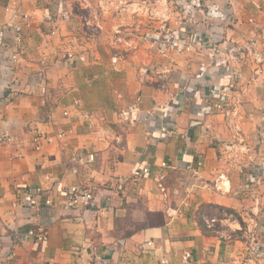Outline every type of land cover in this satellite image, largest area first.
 I'll list each match as a JSON object with an SVG mask.
<instances>
[{
    "label": "crops",
    "instance_id": "crops-1",
    "mask_svg": "<svg viewBox=\"0 0 264 264\" xmlns=\"http://www.w3.org/2000/svg\"><path fill=\"white\" fill-rule=\"evenodd\" d=\"M9 4L30 12L34 24L25 29L26 51L12 73L10 42L0 45V132L15 136L10 145L0 143V264H102L93 254L76 255L89 242L103 264H122L124 253L134 263L158 264L165 255L181 264L188 249L194 256L190 264H245L249 248L240 229L258 223L264 242V152L257 144L264 126V77L250 81L253 66L244 63V77L236 78L220 52L213 61L208 49L163 54L148 40L111 66L76 55L73 60L66 57L73 39L68 21L51 17L71 10L77 0H0V24L15 19L5 10ZM237 9L245 18L247 12ZM256 16L264 26V11ZM250 27L239 20L224 33L241 39ZM43 61L52 91L46 103L35 84ZM96 63L121 77L109 97L101 96L108 94L101 87L89 91L95 95L82 91L97 84L91 72L101 69ZM11 79L13 91L6 86ZM227 85L232 87L227 103L238 102L237 115L214 107ZM90 96L99 102L96 108ZM34 127L47 131L53 142L36 150ZM68 128L73 132L56 137ZM75 153L95 158L89 162L84 156L76 164ZM146 165L152 173L134 179L135 170ZM158 172L165 174L167 199L157 187ZM76 183L93 188L96 200L87 209L67 210L65 190ZM246 186L257 189L258 201ZM38 187L43 192L33 194ZM203 204L230 208L236 217L220 218L221 229L208 234L199 222ZM39 226L47 228L46 240L26 236Z\"/></svg>",
    "mask_w": 264,
    "mask_h": 264
},
{
    "label": "built area",
    "instance_id": "built-area-1",
    "mask_svg": "<svg viewBox=\"0 0 264 264\" xmlns=\"http://www.w3.org/2000/svg\"><path fill=\"white\" fill-rule=\"evenodd\" d=\"M164 4H177L179 8V17L176 20H171V15H169L168 8L166 14L161 16L164 25L156 30V38H146L145 40L154 41L158 48L163 54H166L167 49H171L176 53L185 52H196L203 49H208L210 51L209 57L211 61L216 58L217 52H220L223 56H226V61H228V66L230 72L236 76V78L241 79L244 77L242 66L244 63H250L253 66V76L251 80H256L258 77H264V26L261 25V21H258L256 13H261L264 11L262 0H168L162 1ZM17 5L9 4L6 6V11L14 14V18L8 19L0 24V45H4L6 41L10 51L8 56L7 68L12 73L16 70L23 59V55L26 51L24 43V33L25 29L31 28L34 24V16L27 11H19L16 7ZM244 13L247 12L245 18L239 15V11ZM135 11V10H134ZM59 13V12H58ZM71 10L66 9L60 12L58 15L51 17L52 22L57 19L60 20H70ZM168 14V15H167ZM17 17V18H16ZM153 18V12L151 13ZM239 20L243 22L257 25L259 30L254 32H248L241 39H237L233 36L225 34V30L230 28L231 25H235ZM56 25L54 26L53 33H55ZM192 29L191 30H189ZM221 28V30H220ZM137 44L133 45L136 48ZM72 45H67L66 57L74 60V52L71 50ZM83 61L85 57L81 56ZM118 57L113 58V62L118 61ZM36 87L38 88L39 94L42 96V100L46 103L49 98L52 97V91L50 89L47 70L45 61L42 62L41 68L36 76ZM9 88L16 90L15 79L8 80L7 85ZM232 87L230 85L224 86L220 91V101L214 104L215 109L220 110L225 113V115L234 114L237 115L236 107L238 102H233L232 104L227 103V100L232 98L230 96ZM141 101V96L137 97V102ZM75 104H79V100H75ZM234 112V113H233ZM69 112L65 111V115ZM149 116H154V112H150ZM74 128L62 129L55 133L56 137L63 139L73 132ZM233 130L239 135L241 127L238 123H235ZM32 142L36 150L42 149L43 145L48 142H53V137L48 134L47 131L40 127H34L32 129ZM15 141V136L12 135L7 129L1 130L0 132V143L3 145H10ZM257 144L264 152V126L258 131ZM21 157L22 154H17ZM85 155L80 153H75L72 155V161L76 164L82 162ZM88 161H93L95 158L94 153H88L85 156ZM202 163H200L201 165ZM162 167H166L167 163L162 162ZM262 174L264 176V164L260 167ZM76 171V170H75ZM151 168L146 165L139 167L135 170L133 178L137 179L141 176L150 175ZM157 179V187L163 195V198L167 199V186L165 184V174L163 172H158L155 175ZM125 182L122 179L121 183ZM259 184H262L259 182ZM248 193L254 195L255 200L258 201L257 189L250 188L246 186L244 188ZM43 189L38 187L35 193H42ZM96 200L95 191L91 187L84 186L82 184H72L68 186L65 190L64 208L67 210L73 209H87L93 205ZM106 205L110 204L111 197L107 196L104 198ZM53 200L51 197L46 198V205L51 206ZM226 218H232L233 214L224 213ZM206 225L209 229L214 230L218 223H221L223 219L217 217H207L205 216ZM221 226V225H220ZM221 228H219L220 230ZM218 230V231H219ZM241 234L239 238H242L248 242V256L245 258V264H264V242L259 240V225L258 223L253 224L250 227H243L240 229ZM27 237H34L39 241H44L48 237V230L45 226H39L36 230H31L27 233ZM154 242L149 241L148 244L152 245ZM144 253H148V249L143 245ZM93 254L97 257L99 261L103 264L104 258L98 255L97 247L92 243L82 245L81 248L75 250L76 255L83 256V253ZM127 254H123L121 257L122 264H140L127 261ZM194 259L192 250H185L182 254L181 264H190ZM158 264H172V261L167 256H162L159 259Z\"/></svg>",
    "mask_w": 264,
    "mask_h": 264
},
{
    "label": "rangeland",
    "instance_id": "rangeland-1",
    "mask_svg": "<svg viewBox=\"0 0 264 264\" xmlns=\"http://www.w3.org/2000/svg\"><path fill=\"white\" fill-rule=\"evenodd\" d=\"M78 4L71 8V19L68 20V28L71 45L77 46L71 50L77 56V60H81V56L86 57L87 61H102L112 65L113 58L118 57L121 61L127 54L129 48L133 45L146 41V38L156 35V30H159L164 25L161 16L166 14L168 8L171 20H176L179 17L180 11L177 4H164V0H77ZM170 3V0H168ZM176 1V0H175ZM135 10V11H134ZM153 12V18L151 13ZM168 15V14H167ZM107 17V18H106ZM250 27L248 32H256L259 30L257 25H252L243 22ZM256 28V29H255ZM68 37V36H67ZM146 37V38H145ZM75 38V39H74ZM123 38V39H122ZM150 43V42H148ZM158 47V46H157ZM117 64V63H114ZM101 69L91 72L96 76L97 84L92 86H84L82 90L85 95H95L96 90L89 92L91 89L101 87L102 91H107L105 95L109 97L115 90V80L121 79L116 76V70L113 68H104L96 63ZM85 74V78H91L94 75ZM102 77H99L101 76ZM126 77V76H125ZM100 79L102 83L99 82ZM104 85V87H102ZM99 94V93H98ZM91 99L93 97H89ZM92 107L96 108L99 105L98 101L89 102ZM93 108V109H94ZM219 215L218 213H215ZM235 214H233V217ZM236 217V216H235Z\"/></svg>",
    "mask_w": 264,
    "mask_h": 264
},
{
    "label": "trees",
    "instance_id": "trees-1",
    "mask_svg": "<svg viewBox=\"0 0 264 264\" xmlns=\"http://www.w3.org/2000/svg\"><path fill=\"white\" fill-rule=\"evenodd\" d=\"M225 212L228 214H236L234 210L218 204H203L200 209L199 222L202 228L204 229V231L207 232L208 234H213L216 233L219 230V228H221L220 224L218 223L217 227H215L214 230L209 229L206 225V221L204 218L206 215L213 217L215 213H218L220 216L219 218H222L224 217Z\"/></svg>",
    "mask_w": 264,
    "mask_h": 264
}]
</instances>
